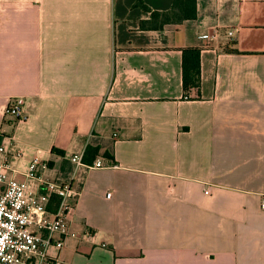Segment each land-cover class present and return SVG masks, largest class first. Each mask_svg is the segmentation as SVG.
I'll return each mask as SVG.
<instances>
[{"label": "crops", "instance_id": "1", "mask_svg": "<svg viewBox=\"0 0 264 264\" xmlns=\"http://www.w3.org/2000/svg\"><path fill=\"white\" fill-rule=\"evenodd\" d=\"M172 1L0 0V145L78 192L63 264H264V0L139 27ZM184 48L200 49L185 91Z\"/></svg>", "mask_w": 264, "mask_h": 264}, {"label": "built area", "instance_id": "2", "mask_svg": "<svg viewBox=\"0 0 264 264\" xmlns=\"http://www.w3.org/2000/svg\"><path fill=\"white\" fill-rule=\"evenodd\" d=\"M234 32L229 29L225 36L232 38ZM218 34L215 28L211 38ZM4 113L13 121L24 119V99H9ZM113 136H117L116 131ZM22 155L10 139L0 145V264H63L60 253L70 235L67 219L78 192L68 181L47 177L49 165L38 154L24 169H18L14 161ZM70 159L75 166L85 165L81 152L72 154ZM87 166L103 168L107 164L98 157ZM52 195L57 197L54 207L50 205ZM110 195L106 192V197ZM260 205L264 209V196Z\"/></svg>", "mask_w": 264, "mask_h": 264}, {"label": "trees", "instance_id": "3", "mask_svg": "<svg viewBox=\"0 0 264 264\" xmlns=\"http://www.w3.org/2000/svg\"><path fill=\"white\" fill-rule=\"evenodd\" d=\"M196 16V0H173L172 6L166 11L151 12L148 20H141L139 27L142 29H160L167 23H176ZM199 48L182 49V85L184 91L189 86L198 87L200 81ZM97 149L88 146L86 152H96ZM57 202L55 195L51 196L50 205Z\"/></svg>", "mask_w": 264, "mask_h": 264}]
</instances>
